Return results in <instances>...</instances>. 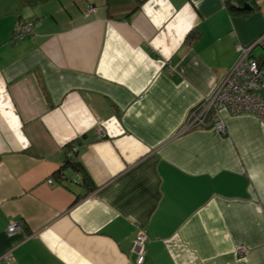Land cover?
Returning <instances> with one entry per match:
<instances>
[{"label":"crops","instance_id":"1","mask_svg":"<svg viewBox=\"0 0 264 264\" xmlns=\"http://www.w3.org/2000/svg\"><path fill=\"white\" fill-rule=\"evenodd\" d=\"M247 3L0 0V264H137L140 230L143 264H264V122L185 130L242 47L264 59Z\"/></svg>","mask_w":264,"mask_h":264},{"label":"built area","instance_id":"2","mask_svg":"<svg viewBox=\"0 0 264 264\" xmlns=\"http://www.w3.org/2000/svg\"><path fill=\"white\" fill-rule=\"evenodd\" d=\"M33 31L34 19H27L16 25L14 34L17 39H23L31 36ZM251 51L250 47L241 48L234 66L218 84L213 94L201 103L202 112L195 114L201 124L205 123L208 113L213 111V125L225 132L223 121L216 120L221 110L235 114L252 113L264 122V60L252 56ZM198 120H195L196 123ZM76 150V147L72 148V151ZM49 183H53V180L49 179ZM21 225L19 221L10 220L8 233L14 234ZM147 239L146 230H140L134 239L133 250L137 255V264H143L145 260ZM237 251L243 254L246 248L239 245Z\"/></svg>","mask_w":264,"mask_h":264},{"label":"trees","instance_id":"3","mask_svg":"<svg viewBox=\"0 0 264 264\" xmlns=\"http://www.w3.org/2000/svg\"><path fill=\"white\" fill-rule=\"evenodd\" d=\"M21 1L23 4L27 5V4H35L37 2L44 1V0H21ZM247 1L248 0H227V6H228L229 11L232 14L248 13L249 9L252 8V6H250L247 3ZM239 4L243 5V6L239 7ZM246 4H248L250 7L244 8V6ZM15 40H20V39H17L15 37ZM201 103L198 106H200ZM213 117H214L213 111H210V113H208V117H206L207 119L210 120V125H213V123H212ZM65 166H71L75 171H82L85 185L91 186L88 184L90 183L92 178H91L90 174L86 171L81 159L79 158V154H78L77 150L71 152V155L66 159Z\"/></svg>","mask_w":264,"mask_h":264},{"label":"rangeland","instance_id":"4","mask_svg":"<svg viewBox=\"0 0 264 264\" xmlns=\"http://www.w3.org/2000/svg\"><path fill=\"white\" fill-rule=\"evenodd\" d=\"M264 40V36H263V38H261V41H263ZM261 41H259V42H261ZM245 48H248V47H245ZM258 49V48H257ZM260 60H262V59H260ZM264 60V59H263ZM200 112H202V107H200V106H195L194 107V109H193V111H192V115H191V117L188 119V121H187V123L185 124V130H187V129H190V128H194V127H199L200 125H204V126H208V124L210 125V122H209V120H207V118H205V123L204 124H201L200 123V121L198 120V118L197 117H195V114H200ZM212 113V112H211ZM208 117V116H207ZM195 120H198V123H196V121ZM208 121V122H207ZM246 251H244V253H245ZM237 253L239 254V255H244V253L243 254H241L239 251H237Z\"/></svg>","mask_w":264,"mask_h":264},{"label":"bare ground","instance_id":"5","mask_svg":"<svg viewBox=\"0 0 264 264\" xmlns=\"http://www.w3.org/2000/svg\"><path fill=\"white\" fill-rule=\"evenodd\" d=\"M255 47V44L254 45H252V46H250V48H251V50H253V48Z\"/></svg>","mask_w":264,"mask_h":264},{"label":"water","instance_id":"6","mask_svg":"<svg viewBox=\"0 0 264 264\" xmlns=\"http://www.w3.org/2000/svg\"><path fill=\"white\" fill-rule=\"evenodd\" d=\"M247 7H250L248 4H246L245 6H244V8H247Z\"/></svg>","mask_w":264,"mask_h":264}]
</instances>
